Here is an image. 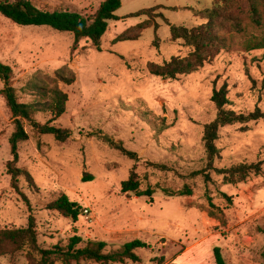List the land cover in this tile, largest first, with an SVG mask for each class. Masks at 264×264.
I'll return each instance as SVG.
<instances>
[{"label": "rangeland", "instance_id": "obj_1", "mask_svg": "<svg viewBox=\"0 0 264 264\" xmlns=\"http://www.w3.org/2000/svg\"><path fill=\"white\" fill-rule=\"evenodd\" d=\"M28 1L43 11L89 18L104 0ZM214 1L121 0L115 12L121 20L109 22L101 52L87 39L74 48L71 34L18 26L0 15V63L11 69L9 85L21 103L35 106L34 122L70 132L61 143L24 122L28 140L18 146L16 166L32 178L33 185L24 177L19 183L27 205L7 175L14 125L0 94V230L24 228L32 216L44 249L64 247L73 236L105 242L104 253L135 239L148 245L136 252L139 263L123 264H211L216 246L226 264H264V119L220 128L215 142V169L261 163L259 175L230 185L214 171L208 180L201 174L207 165L203 127L217 113L210 100L213 90L227 85V110L264 113V48L248 50L257 43L264 47V11L260 26L245 21L240 33L226 30L227 47L199 71L175 81L148 72L150 63L188 53L181 43L170 42L166 21L188 29L200 26L205 23L200 13ZM239 6L235 13L245 15L248 3L240 0ZM149 9L146 15L125 18ZM120 36L130 40L116 42ZM64 67L76 75L70 86L54 80ZM55 86L68 102L64 115L50 123L48 91ZM4 88L0 78V92ZM131 172L140 190H151V196L121 192ZM184 186L191 195L173 196ZM61 194L81 208L77 221L46 209ZM0 264L29 262L19 252L0 256Z\"/></svg>", "mask_w": 264, "mask_h": 264}, {"label": "trees", "instance_id": "obj_2", "mask_svg": "<svg viewBox=\"0 0 264 264\" xmlns=\"http://www.w3.org/2000/svg\"><path fill=\"white\" fill-rule=\"evenodd\" d=\"M239 2L240 0H215L210 9L200 13L205 23L195 28L188 29L174 26L166 21L169 26L170 42L181 43L183 47L188 49V53L185 57H172L169 61L162 64L150 63L148 65L149 74L162 80L175 81L180 76L195 73L205 65L211 64L216 54L227 47L226 33H240L243 31L245 21L260 26L262 23L260 11L261 9L264 11V0H245L249 7L245 15L241 12L235 13L236 10H239ZM120 6L121 0H104L95 14L86 18L68 11H43L28 0H0V15L18 26L47 27L59 33L71 34L74 39V48H76L80 40L87 39L97 52H101V39L108 30L109 22L121 20L115 15ZM149 11L150 9L141 10L125 18H137L148 14ZM160 17L165 20L162 15ZM156 28L157 26L155 25V31ZM128 40L130 39H124V37L120 36L116 39V42ZM262 48H264L263 45L257 43L248 47V50ZM0 78L5 83V88L0 94L11 112L14 125V131L9 138L12 160L7 163V175L10 176L11 187L29 205L27 198L20 192L19 183L20 178L24 177L30 185H33L32 178L27 171L16 166L18 163V146L28 140L24 122L32 125L38 134L52 136L61 143L69 139L70 132L49 124L40 125L34 122L32 117L37 111L35 106L19 101L16 89L9 85L11 69L1 63ZM54 80L70 86L75 83L76 75L70 68L64 67L54 74ZM40 90L43 94L47 91L44 87L40 88ZM48 93L51 95L48 109L51 113L50 123H52L64 115L68 96L57 86L50 89ZM227 95V85L224 84L220 89L213 90L210 98L217 113L215 119L203 127L202 141L207 165L205 171L201 174H203L205 180H208V172L214 171L222 176L226 184L235 185L246 181L251 175H259L261 173V163L239 164L227 169H215L214 162L219 155V150L215 145L218 139V131L225 126L247 124L264 119V113L256 109L248 115H243L227 110L226 107L229 105ZM115 148L124 156L135 158L133 153L126 151L121 146H115ZM120 189L122 193H132L136 197L151 196L152 193L151 190H140V183L134 172H131L129 178L121 183ZM191 193L190 187L184 186L182 190L172 194L173 196H184L191 195ZM209 205L214 207L211 202ZM46 209L72 221L78 220L81 211L79 205L71 202L65 194H61L47 204ZM106 247L107 244L105 242H85L81 237L73 236L64 247L57 245L51 249L41 248L38 244L36 223L32 216L29 217L24 228L0 230V256H13L16 253L23 252L29 264H55L57 261L62 264H79L81 261L94 264H123L126 261L139 263L140 258L136 252L147 249L148 245L141 240L135 239L123 244L118 250L113 252L104 253ZM212 256L215 264H226L219 247L212 248ZM262 258L264 260V252L262 253Z\"/></svg>", "mask_w": 264, "mask_h": 264}, {"label": "crops", "instance_id": "obj_3", "mask_svg": "<svg viewBox=\"0 0 264 264\" xmlns=\"http://www.w3.org/2000/svg\"><path fill=\"white\" fill-rule=\"evenodd\" d=\"M179 258H181V257H178V259H179ZM210 260H211V258L209 259V261H210ZM212 262H213V261H212ZM212 262H211V264H212ZM172 263L179 264V263H177V260H175V261L172 262ZM172 263H171V264H172ZM208 264H210V263H208ZM213 264H214V262H213Z\"/></svg>", "mask_w": 264, "mask_h": 264}]
</instances>
